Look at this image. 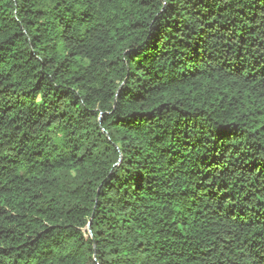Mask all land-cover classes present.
Returning a JSON list of instances; mask_svg holds the SVG:
<instances>
[{
    "label": "trees",
    "instance_id": "obj_1",
    "mask_svg": "<svg viewBox=\"0 0 264 264\" xmlns=\"http://www.w3.org/2000/svg\"><path fill=\"white\" fill-rule=\"evenodd\" d=\"M0 264H264V0H0Z\"/></svg>",
    "mask_w": 264,
    "mask_h": 264
}]
</instances>
